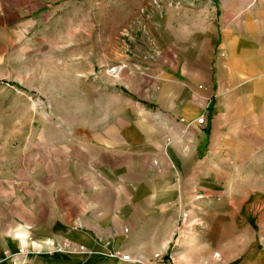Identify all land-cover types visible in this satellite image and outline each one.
I'll return each instance as SVG.
<instances>
[{
  "label": "crops",
  "instance_id": "0c3cea01",
  "mask_svg": "<svg viewBox=\"0 0 264 264\" xmlns=\"http://www.w3.org/2000/svg\"><path fill=\"white\" fill-rule=\"evenodd\" d=\"M159 1L139 43L101 59L82 122L43 129L36 154L0 172V264L31 241L72 248L20 264L164 254L190 206L214 208L264 161V0Z\"/></svg>",
  "mask_w": 264,
  "mask_h": 264
},
{
  "label": "rangeland",
  "instance_id": "374dc122",
  "mask_svg": "<svg viewBox=\"0 0 264 264\" xmlns=\"http://www.w3.org/2000/svg\"><path fill=\"white\" fill-rule=\"evenodd\" d=\"M161 5L159 0H0V172L35 155L43 129L52 135L54 125L68 129L82 122L86 96L100 88V79L93 78L102 70L101 59L118 46L138 44L142 21ZM252 175L244 189L223 195L214 208L190 206L193 212H184L164 254L177 262L185 254L193 261L186 264H264V161L254 165ZM29 243L11 254L13 264L29 253L49 254L56 242H44L46 251Z\"/></svg>",
  "mask_w": 264,
  "mask_h": 264
},
{
  "label": "built area",
  "instance_id": "2783aa9c",
  "mask_svg": "<svg viewBox=\"0 0 264 264\" xmlns=\"http://www.w3.org/2000/svg\"><path fill=\"white\" fill-rule=\"evenodd\" d=\"M122 65H115L108 69H106L107 73L116 75L120 70H122ZM194 124H198L200 126L206 124V115H201L197 120H195ZM72 248L71 244L65 241L53 243V246L49 250V254L63 252L67 249ZM78 249L80 251H85L86 248L83 245H79ZM39 253V252H37ZM109 256L112 258H118L124 262L132 263V264H179L175 257L172 254H156L154 257L149 259H141L134 258L130 254L122 253L120 251H112L109 253Z\"/></svg>",
  "mask_w": 264,
  "mask_h": 264
}]
</instances>
